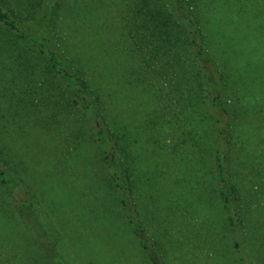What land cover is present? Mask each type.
Instances as JSON below:
<instances>
[{
    "label": "rangeland",
    "instance_id": "rangeland-1",
    "mask_svg": "<svg viewBox=\"0 0 264 264\" xmlns=\"http://www.w3.org/2000/svg\"><path fill=\"white\" fill-rule=\"evenodd\" d=\"M85 2L87 6L81 12L92 18L90 27L107 21L109 28L119 26L121 30V25L129 22L127 1ZM194 2L205 21L215 25L220 42L231 53L230 69L236 74L237 83L233 85L240 90L244 106L230 127V164L240 227L233 231L223 210L212 147L205 143L202 155H190L193 143L207 140L200 139L195 130L192 139L169 132L176 130L173 119L179 108L175 82L155 85L156 89L163 87L172 94L169 98L175 111L169 125L174 129L163 127L162 123L158 125L162 130L157 131L165 132L166 136L149 137L143 126L138 127L141 134L138 151L143 159L136 164L138 170L137 166L131 170L139 180L135 192L140 202L138 210L149 237L159 242L164 264H264V253L259 250H264V0ZM17 3L22 6L24 2ZM6 5L16 8L13 1ZM64 23L80 29L78 22ZM6 37L0 29L2 46ZM15 49L19 54L17 46ZM124 51L132 53L130 46ZM9 67L7 63L6 69L11 72ZM122 71L127 84L124 91L130 94L135 79ZM29 79L26 85L31 89L22 91L34 92L35 102H43L47 108L31 109L32 120L28 125L25 114H21L24 95L17 88L18 77L15 85H9L0 63L1 122L5 134L10 136L11 154L16 155L17 177L29 192L46 236L67 264H150L133 237L93 145L90 141H85L86 145L76 143V138L66 131L76 133L80 128L75 111L67 105L62 116L66 122L64 133L57 136L56 130H49L54 122L46 117V112L53 106V100L46 97L43 79L36 75ZM233 89L228 94L230 101L234 98ZM51 96L55 98L58 93L53 91ZM142 96L140 92L138 100ZM139 113L144 114L142 109ZM183 126L188 127L186 132L192 129L189 122ZM151 131H156V127ZM161 139L164 145H157ZM205 150H210L209 155ZM0 205L5 206L0 217V264H46L42 252L34 246V234L22 226L14 213V205ZM237 243H241V248Z\"/></svg>",
    "mask_w": 264,
    "mask_h": 264
},
{
    "label": "trees",
    "instance_id": "trees-1",
    "mask_svg": "<svg viewBox=\"0 0 264 264\" xmlns=\"http://www.w3.org/2000/svg\"><path fill=\"white\" fill-rule=\"evenodd\" d=\"M12 1L15 9L6 5ZM18 1L0 0V29L7 36L3 40L5 46L0 44V63L9 85H15L18 77L17 88L24 95L21 114H25L29 125L31 109L47 108L45 103L35 102L34 92L22 91L31 89L26 82L35 75L43 79L47 99L53 100V106L46 112V117L54 122L50 124V131L56 130L57 136L62 135L66 124L62 118L64 110L68 105L75 111L80 128L76 133L66 131L76 138V143L86 145L85 141H90L93 145L133 237L149 263L165 262L159 242L149 237L138 210L140 202L135 192L139 180L131 170L143 159L138 151L141 136L138 127L143 126L149 137L166 136L165 132L157 131V128L162 130V126L158 127L162 123L163 127L174 129L169 125L175 111L169 98L172 94L163 87L156 89L155 85L161 82L178 84L175 96L179 108L173 119L176 130L169 132L189 135L191 139L197 134L207 140L198 139L193 143L190 155H202L205 143L212 147L211 158L223 210L232 230L240 227L230 164V127L244 106L240 90L233 85L237 83L236 74L230 69L231 53H227L215 25L205 21L194 0H124L129 22L122 24L121 30L119 26L109 28L107 21L90 27L92 18L81 12L87 0H22L23 7ZM61 7L70 11L64 13ZM60 12L64 13L62 21ZM68 20L78 22L80 29L66 25L64 22ZM127 46L131 54L125 53ZM7 63L12 67L11 72L6 69ZM120 71L135 79L130 94L124 91L127 84ZM232 87L234 98L230 101L228 94ZM53 91L58 93L55 98L51 96ZM138 92L144 95L141 100ZM141 109L143 115L139 113ZM187 122L192 126L188 132L185 130L188 127L183 126ZM155 127L156 131H151ZM9 137L0 117V203L14 205V213L22 226L34 234V246L42 252L46 264H67L46 236L29 192L17 177L16 155L11 154ZM156 143L164 145L165 142L161 139ZM205 151L209 155L210 150ZM3 207L0 205V217ZM259 250L264 253L263 249Z\"/></svg>",
    "mask_w": 264,
    "mask_h": 264
}]
</instances>
